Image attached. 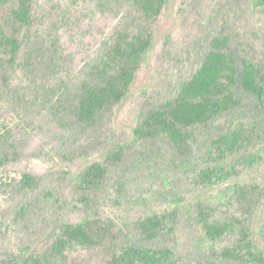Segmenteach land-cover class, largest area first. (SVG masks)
I'll list each match as a JSON object with an SVG mask.
<instances>
[{
    "label": "rangeland",
    "instance_id": "obj_1",
    "mask_svg": "<svg viewBox=\"0 0 264 264\" xmlns=\"http://www.w3.org/2000/svg\"><path fill=\"white\" fill-rule=\"evenodd\" d=\"M113 6L102 7L98 0H34L30 40L23 44L11 89H0V264L50 253L63 224L91 218L80 207V186L95 164L110 166L97 210L114 220L122 240L152 247L135 237V223L177 208L181 216L172 244L179 264H247L222 256L239 236L216 242L205 236L193 211L202 203L217 208L220 217L246 214L252 249L264 258V117L254 97L240 92V108L196 130L189 156L165 142L141 143L134 135L143 115L174 97L197 70L213 35L238 34L264 69V8L253 0H167L130 92L97 123L79 124L72 96L119 24L116 13L125 5L117 0ZM7 13L0 9V18ZM29 60L33 65L27 69ZM253 124L261 143L232 153L231 133ZM221 138L226 144L218 143ZM119 151L122 161H111ZM208 168L240 175L211 186L200 177ZM245 185L258 186L263 196L250 213L235 197L236 188ZM111 250L108 245L78 250L73 257L75 264H100Z\"/></svg>",
    "mask_w": 264,
    "mask_h": 264
},
{
    "label": "trees",
    "instance_id": "obj_2",
    "mask_svg": "<svg viewBox=\"0 0 264 264\" xmlns=\"http://www.w3.org/2000/svg\"><path fill=\"white\" fill-rule=\"evenodd\" d=\"M98 1L102 7L111 5L113 10V3L117 0ZM121 1L125 9L116 13L120 21L110 43L89 65L72 96L71 111L79 124L97 123L101 115L115 109L130 92L141 69L142 58L151 48L156 25L167 2ZM253 2L257 8H264V0ZM33 7L34 0H0V9L5 8L8 12L6 19L0 18V89L4 91L11 89L23 44L30 40L27 31L35 21ZM32 65L29 60L25 67L28 69ZM42 66L40 62L41 69ZM34 67L35 72L37 66ZM46 69H50L49 66ZM49 73L45 74L46 77ZM32 74L38 76L36 72ZM240 92L255 98L264 117V69L254 54V48L238 34L222 31L211 37L201 64L182 83L177 94L143 115L135 129V139L141 143L165 142L180 154L189 156L196 130L240 108ZM262 139L256 124L239 126L231 133L230 150L232 153L245 150L258 145L256 143H261ZM218 143L226 144V139L221 138ZM122 159L121 151L111 157L113 162ZM109 172V165L95 164L87 170L81 182L80 207L91 214L90 219L63 224L50 253L28 258L13 257L4 264H75L73 254L78 250L107 245L112 249L110 256L100 264H179L172 244L180 222L179 210L154 213L135 223V237L152 247L140 246L130 238L122 240L114 220L103 217L97 210L102 205ZM238 175L240 172L225 168H208L200 173L201 182L211 186ZM236 189V201L246 213L258 208L263 199L258 186L245 185ZM118 192L121 196V189ZM193 211L198 225L211 242L227 236L240 237L234 247L222 252L223 257L247 264H264V258L252 249L250 230L245 226L246 214L242 219L236 216L224 218L220 217L217 208L202 203L196 204Z\"/></svg>",
    "mask_w": 264,
    "mask_h": 264
}]
</instances>
